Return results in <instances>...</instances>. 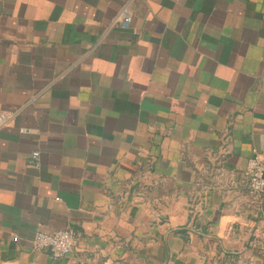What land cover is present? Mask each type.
I'll list each match as a JSON object with an SVG mask.
<instances>
[{
  "label": "crops",
  "instance_id": "0c3cea01",
  "mask_svg": "<svg viewBox=\"0 0 264 264\" xmlns=\"http://www.w3.org/2000/svg\"><path fill=\"white\" fill-rule=\"evenodd\" d=\"M4 112L0 264H264V0H0Z\"/></svg>",
  "mask_w": 264,
  "mask_h": 264
},
{
  "label": "built area",
  "instance_id": "2783aa9c",
  "mask_svg": "<svg viewBox=\"0 0 264 264\" xmlns=\"http://www.w3.org/2000/svg\"><path fill=\"white\" fill-rule=\"evenodd\" d=\"M121 27H129L130 16L123 19L116 18ZM13 113H0V127L8 126L13 119ZM20 133H25V129H20ZM38 153L31 154V161L34 163L38 158ZM243 176L246 180V189L252 201L260 205V217L256 227L252 231L253 240L261 244L264 241V163L261 161L258 152L251 150ZM76 245V238L69 230H59L52 233L36 231L30 240L31 250L34 252L45 251L53 260H61L69 255Z\"/></svg>",
  "mask_w": 264,
  "mask_h": 264
}]
</instances>
